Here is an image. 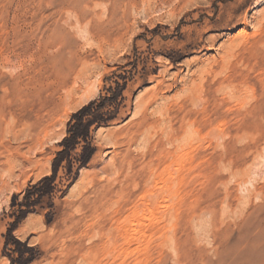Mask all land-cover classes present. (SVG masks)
<instances>
[{"label": "rangeland", "instance_id": "1", "mask_svg": "<svg viewBox=\"0 0 264 264\" xmlns=\"http://www.w3.org/2000/svg\"><path fill=\"white\" fill-rule=\"evenodd\" d=\"M0 264H264V0H0Z\"/></svg>", "mask_w": 264, "mask_h": 264}, {"label": "trees", "instance_id": "2", "mask_svg": "<svg viewBox=\"0 0 264 264\" xmlns=\"http://www.w3.org/2000/svg\"><path fill=\"white\" fill-rule=\"evenodd\" d=\"M89 107H90V103L87 105H84L78 111H76L74 113L73 116L78 117V121H79V123L76 124L77 127L84 125V116L86 114L87 109H89ZM80 137L84 138L85 140L88 139L87 129L86 130L84 129V131L78 130V129L74 130V131H70L69 135L63 138V140L61 142H62V144H64V149H61L60 151H58L56 157L53 159V163H52L53 173H52V175L44 176L39 182L46 181V182H48L49 186L51 185V183L54 179V176L56 175L57 168L63 159L62 156L64 155L65 151L70 150L71 147H73L77 143V141ZM89 146H90L89 152L87 154H84L83 157L80 159V165H85L89 161L92 153L94 152L93 147H91L90 144H89Z\"/></svg>", "mask_w": 264, "mask_h": 264}, {"label": "bare ground", "instance_id": "3", "mask_svg": "<svg viewBox=\"0 0 264 264\" xmlns=\"http://www.w3.org/2000/svg\"><path fill=\"white\" fill-rule=\"evenodd\" d=\"M252 35H253V34H252ZM252 35H251V36H252ZM257 38H258V37H257ZM258 40H259V39H258ZM262 43H263V42H262ZM259 47H260V46H259ZM231 48H232V47H231ZM224 53H225V52H224ZM36 71H37V70H36ZM37 72H38V71H37ZM35 73H36V72H35ZM76 74H77V73H76ZM69 75H70V74H69ZM69 75H68L67 78H69ZM70 77H72V76L70 75ZM61 78H63V77H61ZM42 80H43V79H42ZM44 80H45V79H44ZM44 80H43V81H44ZM60 80H61V79H60ZM60 80H59V81H60ZM63 80H66V79H62L61 81L63 82ZM57 81H58V80H57ZM61 81H60V83L62 84ZM67 81H69V80L64 81V84H65V82L67 83ZM70 81H71V80H70ZM70 81H69V82H70ZM70 83H71V82H70ZM53 84H54V82H53ZM56 84H57V82H56ZM67 85H71V84H67ZM20 86H21V85H20ZM53 86H55V85H53ZM57 86H58V88H60L59 84H57ZM65 86H66V85H65ZM16 87H17V86H16ZM61 87L64 88L63 85H61ZM66 87H67V86H66ZM69 87H70V86H69ZM71 87H72V86H71ZM74 87H75V86H74ZM58 88H57V89H58ZM229 88H230V87H229ZM51 89H52V88H51ZM54 89H56V88L54 87ZM54 89H53V91H54ZM73 89L76 90V88H73ZM59 90H60V89H59ZM63 90H64V89H63ZM193 91H194V90H193ZM65 92H66V91H65ZM72 92H73V91H72V89H71V92H69V93H72ZM49 93H50V92H49ZM61 93H62V92H61ZM59 94H60V91H59ZM59 94H58V95H59ZM62 95H63V94H62ZM62 95H61V96H62ZM64 95H65V94H64ZM156 95H157V94H156ZM47 96L49 97V95H47ZM47 96H45V97H47ZM20 97H21V96H20ZM39 97H40V96H39ZM52 98H53V97H52ZM44 99H45V98H44ZM46 99H47V98H46ZM65 100H66V99H65ZM39 101H40V100H39ZM43 101H45V100H43ZM52 101H53V108H58V109H59V108H60V105L62 104V100H57L56 98H53ZM51 103H52V102H51ZM47 104H48V103H47ZM44 105H45V104H44ZM48 105H49V104H48ZM48 105H47V106H48ZM50 105H51V104H50ZM47 106H46V107H47ZM147 127H148V126H147ZM174 140H175V139H174ZM176 140H177V139H176ZM172 141H173V140H172ZM174 142H175V141H174ZM175 152H176V151H175ZM175 156H176V154H175ZM177 156H178V155H177ZM167 158H169V157H167ZM171 162H172V161H171ZM177 162H178V161H177ZM174 164H175V163H174ZM178 164H179V163H178ZM167 166H168V165H167ZM179 167H180V166H179ZM163 169H164V168H163ZM163 172H164V171H163ZM158 181H159V180H158ZM166 181H167V180H166ZM169 188H170V187H169ZM170 189H171V188H170Z\"/></svg>", "mask_w": 264, "mask_h": 264}]
</instances>
